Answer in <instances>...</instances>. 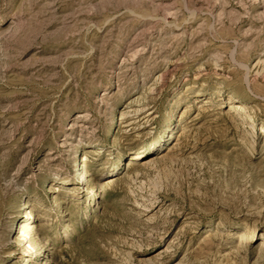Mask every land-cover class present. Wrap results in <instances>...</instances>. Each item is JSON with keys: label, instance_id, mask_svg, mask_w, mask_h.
Returning a JSON list of instances; mask_svg holds the SVG:
<instances>
[{"label": "rangeland", "instance_id": "obj_1", "mask_svg": "<svg viewBox=\"0 0 264 264\" xmlns=\"http://www.w3.org/2000/svg\"><path fill=\"white\" fill-rule=\"evenodd\" d=\"M262 3L0 0V264H264Z\"/></svg>", "mask_w": 264, "mask_h": 264}, {"label": "bare ground", "instance_id": "obj_2", "mask_svg": "<svg viewBox=\"0 0 264 264\" xmlns=\"http://www.w3.org/2000/svg\"><path fill=\"white\" fill-rule=\"evenodd\" d=\"M264 6V4L262 3V5H261V7H263ZM171 13V12H170ZM236 14V13H235ZM148 31H150V28H149V30ZM184 33H185V30L182 32V33H180V34H176L175 35V38L176 39H178V38H181L182 37V35H184ZM193 33H195V32H192V34L191 35H193ZM186 34V33H185ZM181 35V36H180ZM132 42V41H131ZM135 42H136V40H135ZM137 44V43H136ZM148 44V43H147ZM133 46V51H134V56H133V58L135 59V57H137V59H138V55L139 54H141V53H143V54H147L148 52H149V49L148 48H146L145 46H142V45H138V46H135V45H132ZM129 50V49H128ZM131 50V49H130ZM152 51V50H151ZM129 52V51H128ZM127 52V53H128ZM126 53V54H127ZM143 54H142V56H143ZM130 55V54H129ZM158 58L160 59V58H164V57H162V54L159 52L158 53ZM156 56V57H157ZM141 57V56H140ZM125 61H127V59H126V56H125V59H124ZM153 61H154V59H153ZM161 61V60H160ZM163 61H165V60H162V62ZM167 61V60H166ZM165 61V62H166ZM170 61V60H169ZM129 62V61H128ZM165 62H163L162 64V66H161V68L159 69V74H158V76L156 77V80H158V79H162V78H164V76H165V73L168 71V69L171 67V65L172 64H174V63H178L179 62V59H176V61H174V62H172V61H170V62H166L167 64H164ZM133 64V63H132ZM130 65V64H129ZM255 65V71L256 72H260V71H262L261 70V68H264V56H261V57H259L258 59H257V62L254 64ZM254 68V67H253ZM126 70H129V69H126ZM148 70V69H147ZM139 102V100H134V101H132L131 103H134V105L136 104V103H138ZM133 105H131L130 106V108L132 107ZM131 110V109H130ZM129 110V112H131ZM235 110H236V112H238V113H246V109H245V107H244V105L243 104H237L236 105V108H235ZM132 112H136L135 110L133 111V109H132ZM84 117V115H82V114H79L78 115V117L77 118H83ZM122 119H127V116L125 115V113L123 112V114H122ZM126 122H128L127 120H125L123 123L125 124ZM125 127V126H124ZM244 127H247L246 125L244 126ZM174 148V147H173ZM138 175V174H137ZM142 177V175L140 176V177H137V179H140ZM136 179V180H137ZM133 181V180H132ZM113 182V181H112ZM141 197H142V195H141ZM141 199V198H140ZM138 202V201H137ZM134 207H136V208H141V206L139 205V204H135L134 205ZM243 239L244 238H242V241H243ZM161 259V258H160Z\"/></svg>", "mask_w": 264, "mask_h": 264}]
</instances>
